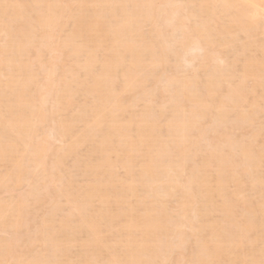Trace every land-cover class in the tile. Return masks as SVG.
I'll use <instances>...</instances> for the list:
<instances>
[{
	"label": "bare ground",
	"instance_id": "obj_1",
	"mask_svg": "<svg viewBox=\"0 0 264 264\" xmlns=\"http://www.w3.org/2000/svg\"><path fill=\"white\" fill-rule=\"evenodd\" d=\"M60 1L0 0V188L43 176L0 203V264H264V0Z\"/></svg>",
	"mask_w": 264,
	"mask_h": 264
},
{
	"label": "rangeland",
	"instance_id": "obj_2",
	"mask_svg": "<svg viewBox=\"0 0 264 264\" xmlns=\"http://www.w3.org/2000/svg\"><path fill=\"white\" fill-rule=\"evenodd\" d=\"M63 1L66 2L65 0H62V3H63V4L61 3V5L64 6V7L62 8L63 10H69V11H71V12H75V11H78L79 9H81V8H80L81 5H79L78 3H77L78 6H76V3H75V2H77L78 0H76V1H75V0H70L68 4H67L68 0H67L66 3H64ZM74 1H75V2H74ZM27 2H28V1H27ZM27 2H26V4L24 5V6L26 7V9H30L31 7L33 8L34 5H32L30 2H29V5L31 4V7H30V6L27 7V4H28ZM58 2H61V1L58 0ZM71 3H72V5H74V7L72 6V7H68V8H66L68 5L71 6ZM73 3H74V4H73ZM65 4H66L67 6H65ZM88 5H89V6L86 5L87 8H90L91 10H95V9L98 8V7L95 8V6H94V8H93V7L91 6V4H88ZM79 6H80V7H79ZM82 6H83V5H82ZM86 6H85L84 8L87 10ZM75 7H76V8H75ZM23 8H24V7H23ZM32 8H31V9H32ZM60 8H61V7H60ZM64 8H65V9H64ZM69 8H72V9H69ZM77 8H78V9H77ZM31 9H30V10H31ZM75 9H77V10H75ZM90 9H89V10H90ZM91 10H90V11H91ZM119 10H120V9L117 8V11H119ZM69 21H70V20H69ZM69 21L66 23L67 25H66L65 27H67V29L65 28V30L63 31L64 33H62L61 31H60L61 33L58 32L57 37H60V38H59V41H60V42H61L62 40L65 39V36H67V35L69 34V32H68L69 30H68V29L71 27L70 25L72 24V23H69ZM71 22H72V21H71ZM68 23H69V26H68ZM68 27H69V28H68ZM145 29H146V28H145ZM145 29H144V30H145ZM67 30H68V31H67ZM148 30H149V29H148V27H147V30H145V31H148ZM67 32H68V34H66ZM59 33H60L61 35H60ZM62 34H63V35H62ZM59 35H60V36H59ZM62 37H63L64 39H63ZM60 55H62V54H60ZM60 55L57 54L58 57H59ZM63 56H64V55L60 56V58H63ZM63 59H64V58H63ZM67 62H68V61H66V63H65V59H64L63 62H60V64L62 63V65H63V63H65V64L67 65ZM74 63H75V62H74ZM74 63H72V64H74ZM72 64H71V65H72ZM75 64H76V63H75ZM66 65H65V66H66ZM68 65H70V63H69ZM68 65H67V66H68ZM67 66H66V67H67ZM72 66H73V65H72ZM72 66H71V68H72ZM57 67H59V66H56V68H57ZM73 67H75V69L78 70V65H77V66L75 65V66H73ZM56 68H55V66H54L53 69L56 70ZM60 68H61V66H60ZM60 68H59V69H60ZM62 68L65 70L64 65L62 66ZM57 69H58V68H57ZM55 70H54V71H55ZM73 70H74V69H73ZM54 71H52V72H54ZM74 71H75V70H74ZM39 74H41V73L39 72ZM57 76H59V75H57ZM47 97H48V96H47ZM49 98H50V99H49ZM45 99H46V97H45ZM81 99L83 100V98H81ZM81 99H79V102H82ZM46 100H49V102L46 101ZM46 100H45V103H46V104H47V102H48V104H49L51 107L54 106L53 103H52L53 99H51L50 96H49ZM50 100H52V101L50 102ZM51 103H52V104H51ZM46 104H45V105H46ZM50 106H49V107H50ZM49 107H48V106L46 107L47 109H46V111H45V115L48 114V116H47V115H46V116H47V118H49V119L52 121V124H51V121L48 119V121L50 122V125H49V123H48L49 126L46 127V128L48 129V130H46L47 133H46V132L43 133L44 130H43V132L41 131L42 134H45V135L43 136L44 138L42 137L41 132H40V134H39V136L42 137V141H44L45 143H47V141L49 142V139H48L49 136H48L47 134H50V133L52 134V133H53V128L56 129L57 124L60 123V119H58V118H59V117L62 118V117H63L62 115L65 116L64 113H62V115H61V113H58V109H56L57 112H55V111L53 110V113H55V115H54V114H52V115L56 116L55 119L57 118V119L54 121V120H53L54 118H52V116L50 115V114H51L50 112H52V111H50V110H51V107H50V108H49ZM52 108H53V107H52ZM53 109H54V108H53ZM137 109H139V107H138ZM140 109H141V108H140ZM47 110H48V111H47ZM138 111H139V110H138ZM48 112H49V113H48ZM66 116H67V115H66ZM67 117H68V116H67ZM63 118H64L65 120L67 119V118H65V117H63ZM68 118H69V117H68ZM61 120H62V119H61ZM62 121H64V120H62ZM54 122H56L57 124L55 123V125H54ZM52 125H54V126H52ZM50 126H51V127H50ZM48 127H50V128H48ZM46 128H45V129H46ZM80 128H82V127L79 126L78 130H75V128H74L73 132H74V133H76V132L79 133ZM57 129H58V128H57ZM59 130H60V129H58V131H59ZM49 131H50V132H49ZM60 131H61V130H60ZM60 131H59V133H60ZM75 131H76V132H75ZM80 131H81V130H80ZM51 134H50V135H51ZM76 134H77V133H76ZM76 134H75V135H76ZM46 135H47V136H46ZM56 135H58L57 132H56ZM41 137H39V138H41ZM51 137H52V135H51ZM51 137H50V138H51ZM55 138H56V137H55ZM44 139L47 140V141H45ZM52 139H53V138H52ZM56 139H57V138H56ZM57 140H58V139H57ZM63 140H69V139L66 138V139H63ZM63 140L60 139V140H58L59 142H56L54 139H53V140H50V143H52L53 145H54L55 143H57V145H59L58 148H56V146H53V149H52V150H53V151H56V152H60V150H57V149H59V148L61 147V145L63 146V147H61V149H63V148H65L66 146L69 145V141L71 142V139H70L69 141H67L66 143H65V141L63 142ZM52 141H54V143H53ZM67 143H68V144H67ZM48 144H49V143H47V145H48ZM52 144H51V145L49 144L48 147L51 148ZM55 145H56V144H55ZM84 150L86 151L85 148H83V150L80 151L82 154L79 156L80 158H83V159H84V157H86V155H87L86 152H82V151H84ZM85 153H86V155L84 156ZM81 156H82V157H81ZM49 158L51 159V160H50L51 163L54 165V161H52V156H49ZM47 159H48V158H47ZM47 159L45 160V161H46V167L48 168V170L50 169L49 171L51 172V173H50V172L47 170V171L49 172V174L47 173L48 176L51 175V176L53 177L52 180H53V179H54V180H55V179H59L60 175L58 174V175H59V177H58V175L56 174L57 169L54 170V166L51 165L50 161L47 160ZM53 160H54V158H53ZM47 162H48L49 164H48ZM0 164H2V163H0ZM3 165H4V164H3ZM3 165H0V169L2 168L1 166H3ZM50 166H51V167H50ZM52 166H53V167H52ZM67 166H69L68 170H71L72 163H71V162L67 163ZM5 168H6V167H5ZM5 170H6V169L3 168V169L0 171V173H1L0 175H2V172H3V173H4V172L6 173L7 171H5ZM7 170H8V169H7ZM59 171H60V170H59ZM73 171H75V170H73ZM120 172L122 173V175H123L122 177L124 178V172H123V171H119L118 173H120ZM73 173H74V172H73ZM121 173L119 174L120 177H121ZM60 174H61V173H60ZM39 177H40V176H39ZM39 177H38V179H39ZM42 177H43V176H41L40 179H42V181H43V178H42ZM36 178H37V177H36ZM82 178H83V177H82ZM82 178H81V177L78 178V179L80 180V181L78 180L79 183L77 182V179H76V182H77V184H79V186H80V183H81V184L83 183V184L86 185V182H84L85 179H82ZM34 179H35V178H34ZM38 179H37V180H38ZM81 179H82V180H81ZM37 180L35 179V180L33 181V179H32V182H34V183L30 182V184H28V183H29V182H28L27 184H25V186H24V184H23L24 189H23L22 186H21V187L19 186L20 189L22 188L21 190H20V189L18 190L19 187H18L17 189H16V187H15V191H17V192L14 191L15 193L12 191V189H14V186H13V188L11 187V189L7 188L6 191H5V190H2V188H0V190H1V191H0V193H1L0 195H2V196H0V203H1V202H2V203H4V202H5V203H8V202H10L11 199H12V200H15V199H14V196L17 198V199H16L17 201H18V199H19V201H20V200L22 201V198H21L22 196H23V199H24V196H26V195L29 196L27 190H30V189H32L33 187L35 188V187H36L35 185H37V184H40V183L42 184V181H41V180H40V181H39V180L37 181ZM35 181H36V182H35ZM82 181H83V182H82ZM85 181H86V180H85ZM54 182L56 183V184H55V187H56V185H57L58 183H57L56 180H55ZM31 183H32V184H31ZM43 184H44V183H43ZM27 185H29V189L27 188ZM38 186H40V185H38ZM41 186H42V185H41ZM41 186H40V187H41ZM52 186L54 187V184H53ZM82 186H83V185H82ZM82 186H81V187H82ZM40 187H38L39 190H41V191H42V190H43V191L46 190V192L42 193V195H44V194H48V195L50 194V195H51V193H52V195H53V192H52V191H53V187H52V189H51V188H50V189H47V188H46V189H45V188L40 189ZM42 187H43V186H42ZM44 187H45V185H44ZM26 188H27V190H26ZM3 189H4V188H3ZM44 189H45V190H44ZM47 190H48V191L50 190V191H49L50 193H47ZM24 191H26V192H24ZM30 191H31V190H30ZM43 191H42V192H43ZM6 192H7V193L9 192V194H7ZM12 192H13V193H12ZM23 192H24L25 195L22 194ZM18 193L21 194V195H17ZM12 194H16V195H12ZM10 195H11V196H10ZM42 195H41V196H42ZM50 195H49V196H50ZM8 196H9V198L11 197L10 200H7V199H8ZM18 196H20V198H19ZM27 196H26V198H27ZM39 196H40V195H39ZM41 196H40V197H41ZM44 196H46V195H44ZM44 196H43V197H44ZM49 196H48V197H49ZM6 197H7V199H6ZM43 197L40 198L41 200L43 199L40 203H39L40 200H37V199H39V198L35 199V197H34V198H33V199H34V204L31 203V201H33V200L30 198L31 201H30L29 203H31L32 208L34 207V209H33V210L30 209V211L33 212V211L35 210V211L33 212V214H32V212L30 213V211H29V207L31 208V206L29 205V203H27L26 211L28 210L27 212L29 213V215L32 214V215H31L32 220L30 221V217H29V215H28V213H27L26 216L28 215V216H27L28 220H24L23 223L21 224V227L19 228V236H21L20 234L24 233V235H22L23 237L21 236L22 239H24V240H23V243L21 244L20 242H22V241H19V243H20V247H16V246H15V251H16L17 248H18L17 251L20 250V251H18V253H19V252L21 253V248H22V250H25L26 252H27V251H30V254H29V252H28V253H24V252L21 253V255L23 254V255H22L23 258L26 257L27 254H29V255H27V256H28L27 258H29V259H28L29 262H31V259H32V257H33V254L35 255V250H37L36 247H38V248L40 247V248L36 251V253L39 252V255H41V253H42L43 250H44L43 247H42V245H38V244H37V246L34 247V246H35L34 244H35V243H39V242H40V244H41L40 236H41V238H42V235L40 234V232H41V230H40V229H41L40 225L43 223L42 220H43V219L45 220V218L47 219L48 216L51 214V211L55 208V205H54V207H53V206H52L53 204H51V206L49 207V209H45V211H44V208L46 207V206H45V203H47V202H45L44 199H48V198H47V197H44V198H43ZM2 198H3V200H2ZM26 198H25V200H26ZM50 198H52V196H51ZM5 199H6L8 202L5 201ZM27 199H29V197H28ZM35 200H36V202H35ZM52 200H53V199H52ZM46 201H48V203H49V204L47 203L48 205H50V203L55 202V201H51V202H50L49 199L46 200ZM61 201L64 202V200H61ZM42 202H44V203H42ZM64 203H65V202H64ZM32 204H33V205H32ZM41 204H43L45 207L43 208V205H42V207H41V209L39 210V213H38L40 216H38V214H37V211H38V210H37V209L40 208V205H41ZM28 205H29V206H28ZM35 206H36V207H35ZM42 208H43V209H42ZM46 208H48V206H47ZM50 208H51V209H50ZM46 210H47V211H46ZM48 210H49L50 212H49ZM42 211H43V212H42ZM34 213H35V214H34ZM40 213H41V214H40ZM46 213L48 214V216H47ZM58 213L60 214L61 212H57L56 215H55V217H57V216L59 215ZM44 214H45V215H44ZM57 214H58V215H57ZM43 215H44V218H43ZM64 215H65V213H64ZM64 215L61 214V215L58 216L56 219L59 220V219L61 218V216H64ZM35 216H36L37 218H36ZM33 217H34V218H33ZM41 218H42V220H41ZM58 218H59V219H58ZM25 219H26V217H25ZM35 219H36V220H35ZM34 220H35L36 222H38V221H39V222L36 223ZM28 221H30V222H28ZM33 221L36 223V225H37L39 228L36 227L35 223H34L35 226L32 225ZM40 222H41V224H40ZM26 223H29V224L27 225ZM23 226H25L26 230H25V229L23 230ZM27 228H28L29 231L31 230V232H29L30 234H29V233H26V232L28 231ZM20 229H21L22 231H21ZM32 229H33V231H32ZM35 230H37V233L39 234V235H38L37 233L35 234L36 236L38 235L37 237L35 236L36 238H34V237H33L34 235L32 234L33 232L35 233ZM24 231H25V232H24ZM20 232H21V233H20ZM0 233H1L0 244L5 243V242L7 241V239L11 237L10 234H8L9 236H8V237L6 236L7 239H4V240H5V241H4V240H2L1 238H6V237H5V236L3 237L2 232H0ZM4 233H6V232H3V234H4ZM26 234L29 235V236L32 235L33 238H30V237L27 236ZM4 235H6V234H4ZM26 236L29 237L30 239L27 238ZM26 238H27V241L29 240L28 242L26 241ZM38 238H39V240H38ZM17 239H18V237H17ZM31 239H32V240H31ZM33 239H36L37 242H35L36 240L33 241ZM18 240H21V238H19ZM30 240L32 241V242H31L32 244L29 243ZM1 242H2V243H1ZM33 242H34V244H33ZM19 243H18V244H19ZM26 243H27V247H28L29 249H30V246H32V248H31L30 250H28V248H25L26 246L24 247V245H26ZM77 245H78V244H77ZM23 247H24L25 249H23ZM33 247H34L35 249H33ZM75 247H76V248H75ZM77 247L79 248V246H76V244H75L74 247H73V249H75L74 252H75V251L78 252ZM40 249H43V250L41 251ZM79 250H80V249H79ZM32 251H33V252H32ZM15 253L21 258L20 253H19V254H18L17 252H15ZM32 253H33V254H32ZM24 254H26V255H24ZM29 256H31V258H30ZM17 258H18V257H17ZM27 258H25V261H26ZM19 260H20V259H19ZM19 260H18V261H19ZM21 260H22V258H21ZM4 262H7L8 264H10L9 262H11V261L8 260V261H4ZM4 262H2L1 264H3ZM12 262H13V263H11V264H16L15 261H12ZM20 262H21V261H20ZM22 262H24V260H22ZM22 262H21V263H22ZM4 264H6V263H4ZM23 264H24V263H23ZM25 264H27V262H25ZM30 264H31V263H30Z\"/></svg>",
	"mask_w": 264,
	"mask_h": 264
}]
</instances>
